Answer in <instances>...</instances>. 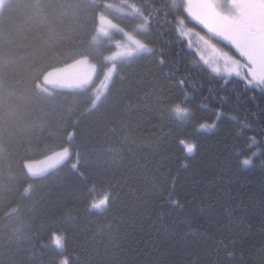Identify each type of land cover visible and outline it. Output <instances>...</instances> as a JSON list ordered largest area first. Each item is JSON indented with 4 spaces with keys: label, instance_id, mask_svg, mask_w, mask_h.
Returning a JSON list of instances; mask_svg holds the SVG:
<instances>
[{
    "label": "trees",
    "instance_id": "obj_1",
    "mask_svg": "<svg viewBox=\"0 0 264 264\" xmlns=\"http://www.w3.org/2000/svg\"><path fill=\"white\" fill-rule=\"evenodd\" d=\"M3 3L0 264H264L262 38L212 32L185 0ZM123 31L145 49L105 61ZM193 32L245 77L203 66ZM94 66L114 69L98 97L46 82Z\"/></svg>",
    "mask_w": 264,
    "mask_h": 264
},
{
    "label": "rangeland",
    "instance_id": "obj_2",
    "mask_svg": "<svg viewBox=\"0 0 264 264\" xmlns=\"http://www.w3.org/2000/svg\"><path fill=\"white\" fill-rule=\"evenodd\" d=\"M5 0H0V10ZM185 12L198 24L204 22L208 28L216 33L232 39H255L262 38L261 45L264 47V0H185ZM203 21V22H202ZM119 30L118 27L104 18L98 16L96 32L98 36L109 35V31ZM121 31V30H120ZM124 40L113 39L111 53L104 59L105 61L120 60L121 57L130 56L135 52L142 51L145 46L133 35L125 34ZM193 43L189 45L196 51L199 61L206 66L213 74L231 75L235 74L245 77L244 66L228 52L216 47L211 39H207L200 33H192ZM83 62V67L89 66ZM91 65V64H90ZM245 71V72H244ZM114 69L106 67L103 72L98 73V68L93 67L86 75L76 79L70 85V89H79L93 85V93L98 97L109 84ZM253 81L264 83V68L254 72H249ZM67 155V153H65ZM56 241V240H55Z\"/></svg>",
    "mask_w": 264,
    "mask_h": 264
},
{
    "label": "water",
    "instance_id": "obj_3",
    "mask_svg": "<svg viewBox=\"0 0 264 264\" xmlns=\"http://www.w3.org/2000/svg\"><path fill=\"white\" fill-rule=\"evenodd\" d=\"M87 71L80 72L76 68H68L67 69H58L51 71L47 77L46 82L48 85L53 87H67L75 82L76 79L86 75ZM60 160L52 159H43L36 163H30L26 166V171L31 178H40L45 174L50 172Z\"/></svg>",
    "mask_w": 264,
    "mask_h": 264
}]
</instances>
